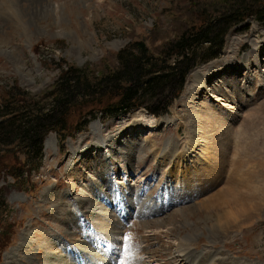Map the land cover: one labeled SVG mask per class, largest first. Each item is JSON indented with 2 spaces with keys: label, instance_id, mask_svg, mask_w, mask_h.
I'll use <instances>...</instances> for the list:
<instances>
[{
  "label": "rangeland",
  "instance_id": "374dc122",
  "mask_svg": "<svg viewBox=\"0 0 264 264\" xmlns=\"http://www.w3.org/2000/svg\"><path fill=\"white\" fill-rule=\"evenodd\" d=\"M189 12L188 0H0V86L43 104L60 64L114 66L132 39L155 52ZM1 175L0 264H264V22L235 25L164 114L94 119L62 142L49 133L31 191Z\"/></svg>",
  "mask_w": 264,
  "mask_h": 264
},
{
  "label": "trees",
  "instance_id": "16d2710c",
  "mask_svg": "<svg viewBox=\"0 0 264 264\" xmlns=\"http://www.w3.org/2000/svg\"><path fill=\"white\" fill-rule=\"evenodd\" d=\"M188 6L187 19L155 52L145 41L132 39L114 53V66L60 64L43 104L16 81L0 86V177L10 176V186L31 191V173L39 169L48 133L62 142L95 118L103 122L138 107L164 114L189 71L219 55L235 25L248 18L264 22V0H188ZM5 188L0 186L2 194ZM5 213L0 212V252L11 234Z\"/></svg>",
  "mask_w": 264,
  "mask_h": 264
},
{
  "label": "bare ground",
  "instance_id": "6f19581e",
  "mask_svg": "<svg viewBox=\"0 0 264 264\" xmlns=\"http://www.w3.org/2000/svg\"><path fill=\"white\" fill-rule=\"evenodd\" d=\"M244 60H243V64H246V66H247V63H248V58L247 57H245V58H243ZM202 76V74L201 73H199L198 71L197 72H195L194 73V81H193V83L195 82V83H197L198 84V86L197 87H195L194 88V86H193V84L192 83H190V86H191V89L194 91H199V90H201L202 88H203V86L204 87H206V84H205V79H204V77H201ZM151 117V116H150ZM150 122H147V125H144V124H142L141 126H137V125H132V126H130L131 128H130V130H129V132H130V135H137V132H138V130L140 129V130H142V129H146V128H148L153 122H155V120H154V118L153 117H151L150 119ZM152 122V123H151ZM157 123V122H156ZM155 123V124H156ZM146 124V123H145ZM53 137H52V135L50 136V138L49 139H47V144H48V141L50 140V139H52ZM230 162H232L231 160H229ZM97 189H100L99 187H97ZM100 191H103V190H98V192H100ZM256 194V193H255ZM74 204L76 205V202H74ZM254 204V203H253ZM74 205V207L77 209V207ZM240 205V204H239ZM256 206V204L255 205H253V207H255ZM239 207H241V208H239L240 210H242V211H244V205L243 206H239ZM251 208V207H250ZM249 208V209H250ZM248 209V210H249ZM251 210H252V208H251ZM242 211H240V212H242ZM74 215L75 214H78L79 212L77 211V210H75L74 212ZM229 213V212H228ZM232 213V212H231ZM236 213V212H235ZM238 213H239V210H238ZM125 214V213H124ZM81 215V214H80ZM232 214H228V216L230 217ZM235 215V214H234ZM75 217L76 218H78V224H79V226H81L82 228H85V226H87V223H83V219H82V221L81 222H79V218L81 219V217H77V215H75ZM226 217H227V214H226ZM225 217V218H226ZM232 218V217H231ZM222 224H223V222H221ZM88 226H89V224H88ZM91 226V225H90ZM68 242H70V241H68ZM74 242H71V244H73ZM75 244V243H74ZM76 245V244H75ZM75 245H73V246H75ZM66 247V249H68V250H71L72 251V246H70L69 247V245H66L65 246ZM76 247L77 248H79L80 249V247H79V245H76ZM189 250V249H188ZM73 251H74V249H73ZM74 253L76 254V251H74ZM91 253V252H90ZM94 253V252H93ZM62 254V255H61ZM61 254H58L59 256L61 255V256H63V257H66L67 258V260H73L74 259V257H72V256H68V253L65 251V253H61ZM92 254V253H91ZM90 254V255H91ZM74 256V255H73ZM76 256L77 257H79V255H78V253L76 254ZM92 256H93V254H92ZM195 256V255H194ZM64 259V258H63ZM62 260V259H61ZM75 260V259H74ZM90 260V259H89ZM194 261L195 260H197V256H196V258L195 259H193ZM192 261V260H191ZM93 262V261H92ZM68 263V262H67Z\"/></svg>",
  "mask_w": 264,
  "mask_h": 264
},
{
  "label": "snow or ice",
  "instance_id": "6c2138e0",
  "mask_svg": "<svg viewBox=\"0 0 264 264\" xmlns=\"http://www.w3.org/2000/svg\"><path fill=\"white\" fill-rule=\"evenodd\" d=\"M129 239H130V237L126 234L125 237H124V240L128 241Z\"/></svg>",
  "mask_w": 264,
  "mask_h": 264
}]
</instances>
